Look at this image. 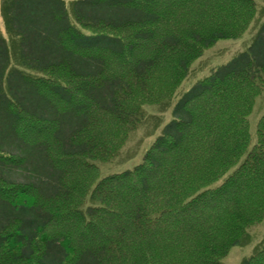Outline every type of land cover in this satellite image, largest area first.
Returning a JSON list of instances; mask_svg holds the SVG:
<instances>
[{"label":"trees","instance_id":"obj_1","mask_svg":"<svg viewBox=\"0 0 264 264\" xmlns=\"http://www.w3.org/2000/svg\"><path fill=\"white\" fill-rule=\"evenodd\" d=\"M0 264H223L264 220V30L200 79L131 170L101 178L255 0H2ZM262 47V48H261ZM260 49H262L260 51ZM243 264H264V245Z\"/></svg>","mask_w":264,"mask_h":264},{"label":"rangeland","instance_id":"obj_2","mask_svg":"<svg viewBox=\"0 0 264 264\" xmlns=\"http://www.w3.org/2000/svg\"><path fill=\"white\" fill-rule=\"evenodd\" d=\"M257 15L248 30L238 39L220 40L215 46L193 63L189 77L178 90L174 98L155 105H147L142 109L141 123L134 130L117 157L110 162L94 161L104 178L116 173L133 169L139 165L149 147L162 134L165 126L173 118L174 109L186 92L197 82L211 74L215 68L224 65L238 56L249 51L257 43L264 30V0H255ZM2 0H0L1 7ZM0 19L1 13H0ZM262 48V47H261ZM262 49H260L261 51ZM264 115V91L255 100V105L249 116L250 133L253 141L256 139V129L260 118ZM264 245V220L248 230L242 245L234 247L223 261V264H243Z\"/></svg>","mask_w":264,"mask_h":264}]
</instances>
